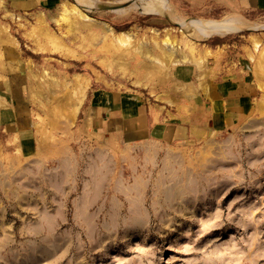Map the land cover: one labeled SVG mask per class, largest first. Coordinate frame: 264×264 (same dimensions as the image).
<instances>
[{
  "label": "rangeland",
  "instance_id": "1",
  "mask_svg": "<svg viewBox=\"0 0 264 264\" xmlns=\"http://www.w3.org/2000/svg\"><path fill=\"white\" fill-rule=\"evenodd\" d=\"M64 3L72 8L65 16L57 6L0 22L16 50L0 54V89L27 111L36 146L31 156L0 162V264H264V122L163 149L123 135L79 136L80 111L70 123L80 84L173 105L172 91L191 90L173 79L174 67L193 65L185 79L206 83L221 51L166 21L170 13ZM171 10L181 22L215 21ZM253 21L256 30L228 36L245 43L258 35L264 51V16ZM122 32L129 40L115 43ZM240 46L224 50L232 55Z\"/></svg>",
  "mask_w": 264,
  "mask_h": 264
},
{
  "label": "crops",
  "instance_id": "2",
  "mask_svg": "<svg viewBox=\"0 0 264 264\" xmlns=\"http://www.w3.org/2000/svg\"><path fill=\"white\" fill-rule=\"evenodd\" d=\"M165 1L174 13L179 15L218 20L227 14L237 13L252 21L264 16V0ZM64 2L65 0H0V22H5L2 17L18 20L26 18V15L31 16L37 11L42 12L62 6ZM99 2L122 1L99 0ZM173 24L179 26L177 23ZM229 34L231 33L212 34L201 38L207 50L221 51L213 59V68L206 83L201 84L200 80L196 79L195 81L185 79L189 75L185 74V71L197 70L193 65L185 66L179 63L174 67L173 79L177 83H191L188 84L191 90L181 95L177 94L179 93L177 90L169 94L172 103L176 104L166 102L157 106L137 91L119 87L107 88L100 84L92 85L86 90L77 110L82 114L79 136L86 134V136L98 137L99 134L105 133L118 139L123 135L127 141L145 142L154 147L161 144L163 146L157 149H163L170 144L187 145L200 142L206 136H215L217 133L229 138L235 136L237 130L244 131L263 124L264 51L261 38L258 35H248L246 36L248 41L246 42L244 38L245 43H242L240 38L237 41L230 39ZM11 39L15 37L11 36L5 24L0 23V54L2 50L5 55H11L16 51L15 46L8 44ZM237 42L241 45L239 47L241 51L228 55L227 50L224 49L235 46ZM204 86L207 87L206 90ZM3 93L1 88L0 162L11 158L12 153L19 152V156L28 157L36 150L32 128L26 118L27 111L10 104ZM226 132H229V136L225 134ZM95 143L94 153L90 158L95 161L92 165L97 166L99 142L95 141ZM70 157L68 152L64 155L68 164ZM61 173L65 176L68 174L66 169L61 170Z\"/></svg>",
  "mask_w": 264,
  "mask_h": 264
},
{
  "label": "bare ground",
  "instance_id": "3",
  "mask_svg": "<svg viewBox=\"0 0 264 264\" xmlns=\"http://www.w3.org/2000/svg\"><path fill=\"white\" fill-rule=\"evenodd\" d=\"M75 1H76V3L82 4L83 6H85L88 9L98 6L99 8L113 9L116 12H120V11L125 12V11L131 10V9L139 8L145 12H148V13H158V14H169L170 13L173 17L172 20L174 22H176L177 24H179V26L182 28V30L186 34H189V35H192V36H195L198 38H205V37H208L212 34H226V33L235 32V31H238L241 29H247V28L252 29L256 25V23L254 21L249 20V19L245 18L244 16H241L237 13L227 14V15L223 16L221 19H218L215 21H206L200 25H194V24L188 22L187 20H183L181 22L170 11L171 7L169 6L167 1H165V0H142L140 2H138L139 0H137L136 2L130 1V2H125L123 4H121L122 2H99L96 0H75ZM65 4L66 3H64L60 7V15H62V16H65L66 14H69L72 11V8L70 6H68V4H66V5ZM116 36L117 37L113 38L114 39L113 41L115 43H119V44L120 43H127V41L129 40V37H130V35L128 33H125V32L118 33ZM42 38H44V37H42ZM165 40L168 43L170 40L169 36H167ZM46 45L47 44H45V46ZM143 47L144 46L141 44V45H138L137 49H139V51H141L144 54V48ZM47 48H49V47H47ZM169 49H170V51L175 50L173 44H171V43L169 44ZM64 52H65V50H64ZM146 52L147 51H145V55L148 56L149 52L148 53H146ZM116 65H117L116 63L107 64V68H109V70L114 69V68H116ZM68 81H70V80H68ZM75 84L77 85L76 82H75ZM83 85H84V83H83ZM83 85L80 84L78 86V88H77L78 96L71 104L72 109H71L70 123L73 121L75 113H76L79 105L81 104L82 98L84 97V94H85L84 88L85 87Z\"/></svg>",
  "mask_w": 264,
  "mask_h": 264
},
{
  "label": "water",
  "instance_id": "4",
  "mask_svg": "<svg viewBox=\"0 0 264 264\" xmlns=\"http://www.w3.org/2000/svg\"><path fill=\"white\" fill-rule=\"evenodd\" d=\"M125 1H126V0H125ZM125 1L122 2L121 4L125 3ZM102 9H105V8H102ZM165 20L168 21V22L176 23V22H174L172 19H170L169 17H167ZM243 30H247V31H248V30H256V29L247 28V29H243Z\"/></svg>",
  "mask_w": 264,
  "mask_h": 264
}]
</instances>
